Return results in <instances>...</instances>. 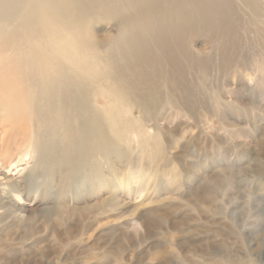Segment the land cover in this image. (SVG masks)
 Returning a JSON list of instances; mask_svg holds the SVG:
<instances>
[{"label":"bare ground","instance_id":"bare-ground-1","mask_svg":"<svg viewBox=\"0 0 264 264\" xmlns=\"http://www.w3.org/2000/svg\"><path fill=\"white\" fill-rule=\"evenodd\" d=\"M241 2L264 43V0ZM237 10L235 0H0V226L24 218L21 192L46 181L86 201L123 158L126 185L142 170L130 165L134 143L141 160L164 150L148 123L170 107L216 114L189 79L196 70L205 82L214 65L189 38L210 37L232 67ZM100 21H115L117 36L98 37ZM262 249L251 248L264 264Z\"/></svg>","mask_w":264,"mask_h":264},{"label":"rangeland","instance_id":"rangeland-1","mask_svg":"<svg viewBox=\"0 0 264 264\" xmlns=\"http://www.w3.org/2000/svg\"><path fill=\"white\" fill-rule=\"evenodd\" d=\"M235 3L232 67L210 37L189 38L214 65L205 82L196 70L189 79L217 113L179 115L169 106L149 122L164 150L141 160L134 143L130 165L142 170L128 185L120 179L129 167L117 158L113 185L84 192L86 201L61 196L57 180L23 190L25 217L0 226V264L263 263L251 248L264 250V43L249 10ZM115 23L100 21L95 33L117 36Z\"/></svg>","mask_w":264,"mask_h":264}]
</instances>
